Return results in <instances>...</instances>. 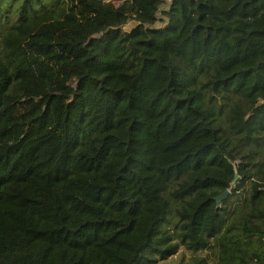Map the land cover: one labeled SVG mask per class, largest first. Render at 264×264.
<instances>
[{"label": "trees", "instance_id": "trees-1", "mask_svg": "<svg viewBox=\"0 0 264 264\" xmlns=\"http://www.w3.org/2000/svg\"><path fill=\"white\" fill-rule=\"evenodd\" d=\"M114 1L0 0V264H264V0Z\"/></svg>", "mask_w": 264, "mask_h": 264}, {"label": "rangeland", "instance_id": "rangeland-1", "mask_svg": "<svg viewBox=\"0 0 264 264\" xmlns=\"http://www.w3.org/2000/svg\"><path fill=\"white\" fill-rule=\"evenodd\" d=\"M167 5L168 4H164L163 7H166ZM10 17H12V15ZM128 26H133V24L131 23ZM128 26L125 27L126 30L129 29ZM200 255L202 256V254H200ZM190 260H191V255H189L188 253L181 250L178 254H176L170 260H168L166 262H160L158 264H188L190 262Z\"/></svg>", "mask_w": 264, "mask_h": 264}, {"label": "built area", "instance_id": "built-area-1", "mask_svg": "<svg viewBox=\"0 0 264 264\" xmlns=\"http://www.w3.org/2000/svg\"><path fill=\"white\" fill-rule=\"evenodd\" d=\"M163 2H164V4H166V3H168L170 0H162ZM106 2H112V3H114L115 5H117V6H119V5H121V2H118V1H114V0H106ZM259 38L260 39H262V40H264V33L263 34H260L259 35Z\"/></svg>", "mask_w": 264, "mask_h": 264}, {"label": "water", "instance_id": "water-1", "mask_svg": "<svg viewBox=\"0 0 264 264\" xmlns=\"http://www.w3.org/2000/svg\"><path fill=\"white\" fill-rule=\"evenodd\" d=\"M237 179H238V176L236 177V181H237ZM236 181H235V182H236ZM228 194H230V191H226L223 195H221V196L217 199V201L220 202L222 199H224L225 197H227Z\"/></svg>", "mask_w": 264, "mask_h": 264}]
</instances>
